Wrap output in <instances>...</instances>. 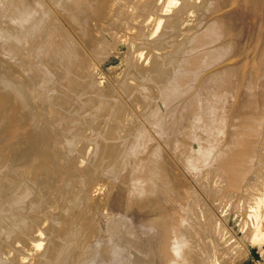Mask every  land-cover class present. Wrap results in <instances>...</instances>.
<instances>
[{"label": "bare ground", "instance_id": "bare-ground-1", "mask_svg": "<svg viewBox=\"0 0 264 264\" xmlns=\"http://www.w3.org/2000/svg\"><path fill=\"white\" fill-rule=\"evenodd\" d=\"M173 4H176L175 0H0V148L3 145L5 148L1 149L5 150L1 154L9 156V161L15 159V162L23 163L26 170L37 177L31 184L36 185L37 182L39 187L45 186L46 189V184L55 177H61L63 170L69 174L67 168L75 167L76 163L80 167L79 164L82 166L85 160L89 161L87 154L92 148L87 150L85 143V146L83 144L80 147L82 138L87 143H94L98 160L95 164L90 163V166L84 165L85 168L81 167V170L76 167V172L80 173L77 172V178L80 181L79 175L82 174L84 189L87 190L85 192L87 195V192L90 193L88 196L96 208L94 205L92 207L98 209L96 215L93 209L87 208L93 211L94 218L97 216L92 222L89 219L87 226L91 224V228H88L95 227L96 231L102 232L97 235L105 234L112 244L107 247V241L103 242L104 245L107 244V248L101 246L103 249H99V252L100 246L96 248V245L100 243L94 239L98 236H90L92 241L95 240L92 242L95 248L90 249L91 254L88 255L91 247L86 246L85 251L82 250V256H76L74 250L77 248H73L75 239L78 242L77 232L75 239L69 235L74 242L71 239L58 245V232L55 230L60 226L56 223L59 226H55L56 237L55 234L50 237H55L57 243L52 242L55 239H49L47 235L50 242L46 243L47 247L44 244L43 247L46 248H43V240L46 238L43 237L42 232L45 231H41L40 225L44 223V218L47 222L48 218L51 220L56 210H51L55 211L51 217V214H48V218L41 215L43 219L38 218L41 221L38 224L40 221L35 219L37 217H26L31 212L29 209L26 210L30 211L28 213L24 209L23 212L27 214L22 212L25 215L22 218L21 211L25 205L21 208L19 203L18 207L22 210L19 209L20 214L17 210L18 214L15 215H21V221L25 219L23 226L29 231L21 228L25 235H17L20 231L15 234L10 230L15 229L12 228L15 226L9 225L16 218L13 217V212L8 211L13 203L11 202L8 209L5 208L7 204H4V209L14 219L10 220L9 216V224L2 222L10 227L5 226V230L1 221L6 214L3 213L5 215L2 217L1 211L0 225L4 230L0 227V231L4 233L5 237L1 235L3 238L12 236L13 243L3 242L0 236V264H95L99 258H103L101 260L105 264H233L232 261L239 254L235 252L242 249L239 244L243 241H233L230 236L231 241L230 237H226V234L229 236L228 232L226 233L217 216L220 214L222 217L223 211H227L223 209L226 204L231 205L232 210L235 208L237 213L239 211V214L247 216L264 196V0H180L177 6ZM189 13L194 14L193 24L186 28L180 26L181 19L185 21ZM155 32H158L157 35ZM78 37L83 47L79 44ZM120 40L128 44V54H125L128 67L120 82L123 90L117 97V92L105 89L107 95L105 90L101 92L98 89V84L94 85L96 81H91L90 56L108 46L112 48L111 44ZM144 47H147L146 58L143 56ZM108 49L110 48L106 50ZM88 51L92 52H89L90 56ZM54 66L60 68V77L56 75V81L50 70ZM60 72L64 74L60 75ZM49 75L56 84L50 96V93L46 94L47 88H51L48 84L46 92L42 89L45 78L49 82ZM114 94V98H122L125 104L130 100L140 117H136L137 113H132L134 117L127 114L129 111L120 100L118 107L111 108L114 100H111V96ZM84 95L89 96L87 99L91 96L93 99H90L95 103L89 100L90 104L87 105L88 100L85 102L84 97L83 103L93 107L89 112L95 119L92 122L93 118L90 115L88 117H91V125L94 123L96 126H93L98 128H94L98 133L96 136H99L95 137L96 140L89 136L91 133L86 134L89 131L88 125L87 129L84 126L85 121L82 120L85 122L83 126V122L81 124L83 129H77L80 127V117L76 115V119H79L78 126H72L75 118L71 116L73 120L69 121L70 114L65 112L69 114L68 117L67 114L63 115L64 110L70 107V104L65 107L67 100H76L80 105L79 97ZM84 104L81 103L82 106ZM87 109L85 110L88 111ZM103 110H106L107 116H100L99 121L98 113ZM88 117L85 116L87 123ZM70 122L78 131L73 132V128H69ZM99 122H102L101 126ZM90 128L93 129L91 126ZM92 129L90 132L97 134ZM66 134L71 135V138H66ZM82 151L85 152L82 153L83 157H87L84 161ZM74 152L79 156L74 155ZM4 156L0 158V164L8 159H4ZM76 157H80L78 161L81 162L78 163ZM16 166L10 168L14 171ZM21 167L20 165L19 169ZM96 167L101 170L102 173L99 174L102 175H97L99 171ZM93 169L97 172L93 173ZM0 171V175L3 174ZM18 171L20 172L17 168V172L13 174ZM71 175L73 173L70 177L74 178ZM14 177L17 178V174ZM14 177H8L9 181H14L11 180ZM6 178L4 180L8 179ZM31 179L32 177L29 180ZM67 179L64 180L70 183L71 179ZM74 180L76 181V177ZM78 180L76 186L73 184L76 193ZM57 181L54 180L55 184L52 182L53 186L60 184L62 178ZM67 182L65 184L69 186ZM4 183H1L3 185L0 188L7 195L11 190ZM72 186L70 184L65 191H73ZM60 188H57L59 192L56 190L58 194L61 193ZM81 188L79 189L82 190ZM46 192L49 194L51 191ZM56 192L54 190L52 194ZM85 192L82 190L77 194ZM10 193L7 196L13 197ZM18 194L16 193L20 197L27 193ZM43 195H39L42 198L39 197L38 201L45 199ZM87 195H84L85 199ZM24 196L23 200L18 198L23 204L31 197L26 196L24 199ZM63 196L64 199L68 198V195L66 198ZM58 197L57 195L55 202L53 200L55 204L60 199ZM72 197L82 198L79 195ZM16 198L15 202L18 204ZM35 198L33 200L37 206L33 205L35 203L32 200L30 202L33 206L30 203L28 206L32 210L36 206V211L43 213L41 203ZM0 199L2 200L1 197ZM90 199L89 204L87 203L89 206L92 205ZM7 201L9 200L6 203ZM73 201L74 204L77 202ZM15 202L12 206L16 205ZM46 202L48 206L51 204L50 199ZM206 202L211 203L215 209L209 208L210 204L208 206ZM38 204L40 209L37 208ZM43 204L45 209L47 206ZM63 204L65 203L60 205ZM79 205L77 211L80 210ZM52 207L49 206L48 213H51ZM16 208H13L15 212ZM58 208L61 210L60 206ZM71 210L68 209V212ZM74 211L75 209L71 213H78V216L83 212ZM60 212L58 216L61 217ZM85 212L88 213L87 210ZM215 212L218 213L217 216ZM91 214L87 216L92 218ZM30 215L33 216L34 212ZM70 215L73 217L75 214ZM81 216V224L85 226ZM77 218H74L75 222L78 221ZM53 219L52 224L58 222H52ZM62 221L61 224L64 222ZM21 224L19 222L18 225ZM74 225L76 224L73 223L72 230L75 229ZM46 226L48 225L45 228ZM88 228L85 229L89 231ZM69 231L67 229L64 232H72ZM78 232L80 234V230ZM59 233L58 237L62 234ZM89 233L93 235V231L86 234ZM73 235L75 236L74 233ZM105 236L103 239L106 240ZM67 237L68 240L70 237ZM244 237L245 242L259 243L257 233L251 227L245 231ZM87 238L84 237L83 240L88 242ZM7 239L10 240L11 237ZM103 239H99V242L104 241ZM83 240L79 238L80 242ZM90 242L91 240L88 243ZM81 244L77 247L80 248ZM42 248L43 252L40 251ZM94 249L98 251L95 250L97 254L93 252ZM8 254H13V259ZM91 255H96L93 260Z\"/></svg>", "mask_w": 264, "mask_h": 264}, {"label": "rangeland", "instance_id": "rangeland-1", "mask_svg": "<svg viewBox=\"0 0 264 264\" xmlns=\"http://www.w3.org/2000/svg\"><path fill=\"white\" fill-rule=\"evenodd\" d=\"M175 1H176V4H173V5H176V6H177V5L179 4L180 0H175ZM192 13H193V12H192ZM192 13L187 14V17H188V18H186L185 21H184L183 19H181V22H180L179 25L182 26V27H185V28L188 27V26H191L190 24H193V22H194V19H193L194 16H192V15H194V14H192ZM192 20H193V21H192ZM180 26H179V27H180ZM155 33H156V32H155ZM157 33H158V32H157ZM157 33H156L155 35H157ZM76 38H77V36H76ZM79 38H80V37H78L79 44L83 47V43H80L81 40H79ZM78 41H77V42H78ZM81 42H82V41H81ZM114 44H115V43H113V45L111 44V46H113L112 48H111L110 46H108V47L110 48V49H108V50H106L108 47H106V49L103 48V49L105 50L104 52L101 51V50H103V49H101L100 51H98L97 53H94V54H93L92 52H90V51L87 52L88 54H89V52H90V54L92 53L91 55L94 56V57L90 56V54H89V55L87 54V55L90 56V58H91V64H92V72H91V73H92V77H91V79H93V80H91V81H93V82L96 81V82L94 83V85H95V84H96V85L98 84L99 87H98V86H96V87H98V89L100 88L99 90H101V92H103V90H105V89H106V90H109V89H110L111 91L117 92V93H118V94H117V97H118V96H120V92L123 90L122 87H121L122 84H121L120 82H121V79H122V77L124 76V73L126 72L127 67H128V66H127V63H128V62H127V58H126V55L128 54V52H127L128 44H127L125 41H123V40H120L118 43L115 44V46H114ZM114 50H115L116 52H115ZM144 50H145V51H144L145 54L143 53V54H144L143 56L146 58V56H147V54H146L147 47H146V48L144 47ZM99 52H100V53H99ZM102 52H103V53H102ZM117 53H118V54H117ZM125 54H126V55H125ZM145 58H142V59H145ZM125 59H126V60H125ZM54 69H55V70H54ZM57 69H58V70H57ZM59 69H60V68H58V67H56V66H54L53 69L50 68V70H51V76L54 75V76H55V78H54L55 80L53 79L54 76L51 77V76L49 75V77H50V78H48L49 82L46 80L47 78H45V80L43 81V84H42V82L39 83V84L44 85L43 88H42V85H39V88H40V86H41V88L44 89V90H43L44 92H46V89H45V88H47V87H46L47 84L51 87V88H49V87L47 88V91H48V92H46V94H47V93H50L51 91H53V90L55 89V85H56V84H55L54 81H56V79L58 80V78H56V75H57V77L59 76ZM53 70H54V72H53ZM55 71H56V73H55ZM63 71H64V70H63ZM52 73H54V74L52 75ZM57 73H58V74H57ZM62 74H64V73H63V72H60V75H62ZM59 77H60V76H59ZM51 80H54V81H51ZM45 81H47V82H45ZM51 82H52V83H51ZM93 82H92V83H93ZM53 83H54V84H53ZM90 84H91V83H90ZM52 85H53V88H52ZM52 89H53V90H52ZM106 90H105V92H104L105 94H107V93H106ZM44 92H43V93H44ZM51 94H52V93H50L49 96H50ZM102 94H103V93H102ZM112 94H113V93H112ZM107 95H108V94H107ZM107 95H106V96H107ZM46 96H47V95H46ZM114 96L116 97V94H114V95L111 96V97H112L111 100L114 98ZM84 97L86 98V97H89V96H85V95H84V96H82V97H79V99L81 98V100L79 101V102H80V105H81V103H82V105L84 104V103H83L84 100H85ZM90 98L93 99L91 96H90ZM90 98H88V99L86 98V101H85V102H87V100H88V102H89V100H90L91 102L93 101V104H95V103H94V100H91ZM108 98H109V97H108ZM82 100H83V101H82ZM114 100H115V101H114ZM114 100L112 101L113 104H112V103L110 102V100H109V102L111 103V105H110V103H109V105H110L111 108L118 107V104H120L119 100L121 101V103L123 102L122 98H119V99H118V98H117V99L114 98ZM117 100H118V102H117ZM74 101H75V102H74ZM74 101H73V100H72V101H70V100H69V101H68V100L66 101V105H65V107H66L67 105L70 104V105H69V106H70V107H69L70 111H69V109H65V110H64V113H63V115L65 114V116H66L67 113L70 114V115L67 114V117H68V115H69V118H68V119H70L69 121H72V120H73V119L71 118V116H73V118H75L74 120H75L76 122H74V120H73V121H72V122H73V125H72L71 122H70V123H69V124H70L69 126H71V125H72V126L77 125V122L81 121V122H79V124H78V125H80V127L77 125V126H78L77 129H78V128H82V129H83V127H81V124H82L83 121H85L86 123L83 122L82 126L84 125V123H85V125H84L85 128H86L87 125H88V129H87V128H86V129L89 131V133H86V134H90V133H91L92 135L90 134L89 136H92L93 139L96 140L97 138H95V137H99V136H96V135H98V133H97L98 128L96 127L97 130H95L96 128L93 126L94 123L91 125V121L93 122V120L95 119V117H93V115H91V113H90V112H91V108H93V107L91 106V108H90V107L86 106L85 104H84V106H86V107H84V106H82V105L80 106L79 103H78V101H77V102H76V100H74ZM88 102L86 103L87 105L90 104V102H89V103H88ZM67 103H68V104H67ZM73 103H74V104H77V103H78V104H77V105H74ZM117 103H118V104H117ZM123 103H124V102H123ZM129 103H130V100L128 101V103H126V104L124 103V105L127 107V112L129 111V113H127V112H126V113H127V114H130V116L133 115V117H134V116L136 115V113H137V112H135L136 108H135V106H133L132 103H130V104H132V105H129ZM71 104H73V105H71ZM127 104H128L129 107L127 106ZM109 105H107V106H109ZM112 105H114V106H112ZM67 107H68V106H67ZM71 107H73V108H71ZM78 107H80V108H78ZM82 107H84L85 109L88 108V109H87L88 111H86L84 108H83L84 110H82ZM128 108H129V109H128ZM89 109H90V112H89ZM73 110H74V111H73ZM76 110H77L78 113L76 112ZM78 110H79V111H78ZM72 111L74 112L75 115L73 114ZM84 111H86V112H84ZM105 111H106V110H103V112H104L106 115H105L103 112L98 113L99 115L97 114V115H98V117H97L98 120H99V117L102 116V115H103V116H107V113H106ZM65 112H67V113H65ZM70 112H72V114H71ZM79 112H80V113H79ZM87 112L90 113V114H86ZM76 113H77V114H76ZM84 113H85V114H84ZM132 113H134L135 115L132 114ZM78 114H79V115H78ZM80 114H82V116H84V117H82ZM92 114H93V113H92ZM131 114H132V115H131ZM76 115H77V117H80V118H79L80 120H79V119H76V118H77ZM89 115L93 118L91 121H90V118H91V117H88ZM139 115H140V114L137 113V116H136V117H138ZM74 116H75V117H74ZM85 116L88 117V123H89V121H90V123H89L90 125L87 123V119H85ZM81 117L84 118V119H81ZM139 117H140V116H139ZM97 118H96V119H97ZM106 118H107V117H106ZM100 119H101V118H100ZM130 119H131V118H130ZM137 119H138V118H137ZM77 120H79V121H77ZM82 120H83V121H82ZM95 121H97V120H95ZM99 121H100V120H99ZM97 122H98V121H97ZM95 123H96V122H95ZM99 123H100V122H99ZM99 123H98L97 125H99ZM101 124H102V122L100 123V126H101ZM94 125L96 126V124H94ZM72 126L69 127V128H70V129L73 128V132H74V130H76V128H75L76 126H75V127H72ZM90 126L93 127V129L90 128ZM100 126H98L99 129H100ZM67 127H68V126H67ZM89 128H90V129H89ZM94 128H95V129H94ZM86 129H84V130H86ZM91 129H92V130H95V133H97V134H94L93 131L90 132ZM78 130H79V129H78ZM78 130H76V131H78ZM100 130H101V129H100ZM88 131H87V132H88ZM85 132H86V131H85ZM71 133H72V131H71ZM93 135H95V136H93ZM69 136H70V137H69ZM65 137H66V138H68V137L71 138V135L66 134ZM92 137H89V138H91L90 140H93ZM80 140H81V139H80ZM83 140H84V141H83ZM85 141H86V139L82 138V140H81V142H80V144H81L80 147L83 146V144L85 143V144H87V146H88V147H87V146L85 147L87 150H88L89 148H92V149H89L90 151H89L88 154H87V151L84 150V151L86 152V154H87V157H90V158H87V157H85V156H84V157H85V158H84L83 155H82V153H85V152H83V151L81 152V157H82V160H83V161H84L86 158L89 159V161L92 160L91 162H89L88 160H85V161H86V162H84L85 164L83 163L85 166H87V164H88V166H90V165L93 164L94 162L96 163L98 159H97V157L95 156V151H94V150H95V146H94L95 144L92 143V142L87 143V142H85ZM82 142H83V143H82ZM85 144H84V146H85ZM89 144H90L91 147L89 146ZM91 144H93V145H91ZM3 147H4V145L2 146V148H0V158L3 157V156L5 155V154H3V155L1 154V153H5V152H4L5 150H4V151H1V149H5V148H3ZM81 149H83V148H81ZM91 150H92V151H91ZM76 153H77V152H74L73 154L76 155V156H77V155L79 156V154H78V153L76 154ZM90 153H91V155H90ZM92 153H93L94 156L92 155ZM73 154H72V155H73ZM74 155H73V156H74ZM89 155H90V156H89ZM6 157H7L8 159H7ZM74 157H75V156H74ZM94 157H95L96 161H95V159L93 160ZM10 158H11V157H10ZM76 158H77L76 161H78V159H79L80 157H79V158L76 157ZM91 158H92V159H91ZM4 159H7L8 161L5 160V161H6V162H5ZM4 159H2V161H4V163H6V165L3 166L2 164H4V163H1V164H0V165H2V166L4 167V168L2 169V167L0 166V167H1L0 170L3 171V174H1L0 176L4 177V179H5L6 176H8L9 178H10V177L12 178V175H13V177H14V176H16V174H17V178L14 177V179H11V180H14V181H9V178H8V177H7L8 179L6 178L7 180H4V179L1 177V178H0V182H1V183H4L3 181H6V183H4V185H5L6 187H8V185H9L10 187H8V189H10L12 192H15V193H12L11 191L8 190V191H9L8 193L11 192L10 194H12L13 197L16 196L17 198H16V197H14V198H13V197H9V196H11V195L7 196L8 193H7V195H4V192L2 193V190H3V189L1 190L2 187L0 188V194H1L0 197L2 198V200L0 199V200H1V201H0V207L3 208V209H0V218L4 217L5 214H6L5 217L8 216V218L5 219V217H4V218H2L3 220L1 219L2 221L0 220V221H1V224H2V222H6L7 224L11 223V224H9V225H11V227L14 225L15 227H12V228H15V229H10V227L7 226V225L4 224V223H3L2 225H3L4 227L6 226V227L9 228L10 230H12V232H15V234L18 233V232L20 231L19 234H17V235H20L21 233H22V235H23V234L25 235L24 231H22V229H23V230L26 229V228H24V226H23V225H24L23 222L25 221V219L21 221V219L23 218V216H25L24 214H27L28 212H30L29 210H31V212H32V211L34 212V215H33V216L30 215V214H33V212H32V213L30 212V213L27 214V216H26L27 218H29V216H31L32 219H34L35 217H37V218H35V219H38V218H39L40 220H42V219H43L44 217H46V216H47L46 218H48V214H51V215H49V217H51V216H52V213L55 212V211H51V210H54V209H55V210H56V212H55V216L53 215V216L51 217V220H52L53 217H54V219H53L52 222H55V221H58V222H55V223L52 224L50 218H48V219H49L48 222H47V220L44 218V220H43L44 223H42V224H43V225H44V224H45V225L47 224L48 226H46V228H45V225H44V226H43L42 224L40 225V228L42 229L41 231H45V233L42 232V233H43V237L46 238V239L43 240V245H42V247L45 246L46 243H49V242H50V241L48 242V240H47L48 236H49V237H50V236H53L56 232H58V233L61 232L62 234H64V233L67 231V229H68V231H69V230L72 231V232L74 231L73 233L75 234V236H74L73 233L70 232V231H69V232H70L69 234L65 233V235H62V234H61V236L64 237V238L66 239L67 235H68L67 238L70 237L69 235H71V237H73V238H74V237L76 238L77 235H78V238H77L78 242H76V239H75V238H74V239H75V242H74V239L71 238V237L69 238L70 240H69V239H68V240H67V239H66V240H63L64 238H62L61 236L58 237V235H60V233H59V234L56 233V234H57V238H59V240H58V242H59L58 245H62V244H63V241H64V243H66V242H68V241H71V239H73V242L75 243L73 249H75V247H76L77 250H78V252L76 253L77 250L75 249V250H74L75 253H74V252H73V249H71V251H72V252H71L72 254L70 253L71 255H73V253H74V254H76V256H80V255L82 256V250L85 251L84 248H86V246H87V247H89V246L91 247V248H89V250H88V251H89V252H88V255H90V254H91V253H90V251H91L90 249L95 248V246L93 245L94 243L92 244V242H94L95 240L92 241L93 238H90V236H98L97 233H98L99 231H98V230L96 231V230H95V227H94V229H89V228H91V227H90L91 224L88 225L89 228H88L87 224H88L89 219L91 220V222H92L93 219L96 220L97 216H95V218H94V215H93V214L96 213V215H98V212H96V211H98V209L95 210V208H96V207H95V204H93V201H92V200L90 199V197L88 196V195H90V193L87 192V193H88V195H87L86 192H85L86 188L84 189V181H83L82 176H81L82 174L79 175V176L81 177V178H80V179H81L80 181H79L78 178H77V177H78L77 175H78L79 171H77L78 173L76 172V167L78 166V164L76 163V161H75V163H76V164H75V167L72 166V168H71V167L67 168V169H69V170H67L68 172H70L69 174H67L66 170H63V171L65 172V174H64V172L62 171L63 174H61L62 176L60 175L61 177L58 176V177L60 178L58 181H57L58 177H57V179H56V177L54 178V180L57 181V182H59V181L61 180V178H62V182H61L60 184L57 183L55 186H53V184H55V182H54V180H53V181L51 180L50 183L52 184V182H53V184H52L53 187H52L51 184L49 183V184H46L47 187H46V189H45V188H44L45 186H44V187L42 186V187H43V188H42L41 185H40V187H39V183H37L36 181H35V182H36V185H38V186H36V185H32L33 182H34V180H35L37 177H36V178L34 177V173H33V176H32V174H31L32 172L27 171V170H26L27 167H26L25 165H22L23 163H21V162L19 163L18 161L15 162V159H14V161H13V159H12L11 161H9L10 159H9V156H7V155L4 156ZM0 161H1V159H0ZM83 161H82V162H83ZM8 162H9V163H8ZM79 162H81V160L78 161V163H79ZM92 162H93V163H92ZM7 163H8V165H7ZM90 163H91V164H90ZM95 163H94V164H95ZM89 164H90V165H89ZM9 165H11V166H13V167L17 165L16 167L18 168V170H20V172L18 171L19 174H18V173H16V174L14 173V174H13V172H15V171L17 172V168L15 167L16 170L14 169V171H13V170H12L13 168H10L11 166H9ZM20 165H21L22 167L24 166L25 169H24V167H23V169H22V167L19 169ZM84 165L81 166V164H79L80 167H77V170H78V168H79V170H81L82 168L84 169V168H85ZM6 166H8L11 170H10L8 167H6ZM18 166H19V167H18ZM5 167H6V168H5ZM81 167H82V168H81ZM8 169H9V170H8ZM72 169H73V171H75V172H73ZM4 170H6V171H5V175H4ZM23 170H24L25 172H24ZM70 170H71V171H70ZM93 170L95 171V169H93ZM93 170H91V172H92ZM96 170L99 171V172H97V171L94 172V171H93V173H96V172H97V175H99V176L102 175V174H99V173H102V172H100L101 170H99V168L96 167ZM7 171H8V172H9V171H11V172L13 171V172H12V174H11V173H8ZM27 172H29L30 174H27ZM0 173H1V171H0ZM7 173H8V174H7ZM24 173H26V174H24ZM72 173H73V175H71V176H73L74 178L70 177V174H72ZM75 173H77V174L74 176ZM9 174H11V175L9 176ZM20 174H21V175H20ZM79 174H80V173H79ZM18 175H20L22 178H21V177L19 178ZM26 175H28V176H26ZM35 175H36V174H35ZM66 175H68V176H66ZM64 176H65V177H64ZM103 176H104V175H103ZM31 177H32V179H31L32 181L29 180ZM33 177H34V178H33ZM66 177L69 178V180L71 179V182H70V183H69V181L67 182L68 179H67ZM75 177H76V181L74 180ZM15 178H16V179H15ZM26 178H27V179H26ZM1 179H2V180H1ZM19 179H21V180H20L21 182H19ZM25 179H26V180H25ZM33 179H34V180H33ZM64 179H67V180H64ZM15 180H17V181H15ZM22 180H23V181H22ZM27 180L30 181V182H28ZM77 180H78V182H79V183H77V187H78V184H79V187L76 188L77 193H79L80 191L84 190L85 194L82 193L83 195H82V194H77V193L74 191V190H75V186H76L75 183L77 182ZM82 181H83V182H82ZM8 182H10V183H14V185H13V184H10V183H8ZM15 182H18V184L15 183ZM24 182H25V184L23 185ZM63 182H64V183H63ZM65 182L69 183V186H70V184H71V186H72L73 184L75 185V186L73 185V186L71 187V189L73 188L72 190H73L74 193H76V194H74V193L72 194L73 191H70V192H69L68 189H67L68 193L65 191L66 188H69V186H67L68 184H65ZM80 182H82V183H80ZM1 183H0V184H1ZM19 183H20L21 185H23V186L21 187L22 190H20V186H21V185L19 186ZM31 183H32V184H31ZM6 184H8V185H6ZM15 184H16V187H15ZM61 184L66 185V186H64L65 188L62 187L63 185H61ZM82 184H83V185H82ZM2 185H3V184H1L0 186H2ZM17 185H18L19 187H17ZM25 185L29 186V188H28L27 186H25ZM48 185H50V186H48ZM58 185H59V186H58ZM5 186H3V188H5ZM12 186H14L16 189H15L14 187H12ZM33 186H34L35 188H37V190H40V189H41V190L38 192L35 188H34V189L32 188ZM60 186H61L62 188H60ZM80 186H83V188H81ZM85 186H86V185H85ZM24 187H25V189H23ZM38 187H39L40 189H39ZM51 187H52V188H51ZM11 188H12L13 190H12ZM18 188H19V189H18ZM50 188H51L53 191H52ZM57 188L62 189V190H61V193H59L60 195H61V194H62V195H65V198H66V195H68V198L64 199V196H63V197H62V195L60 196V195L58 194L59 191H58ZM63 188H64V189H63ZM79 188H81L82 190H80ZM14 189H15V190H14ZM17 189L20 191V194H18L19 191H18ZM30 189H31V191H29ZM23 190H24V191H23ZM32 190H33V192H32ZM34 190H35L36 192H35ZM48 190L51 191L50 193H51L52 197H50V196H51L50 193L48 194V192H46V191H48ZM54 190H55V192H56V190H57L58 192H56L57 194L54 193V195H53L52 192H54ZM69 190H70V189H69ZM79 190H80V191H79ZM4 191L7 192V189L5 188ZM41 191H42V192H41ZM63 191H64V192H63ZM86 191H87V190H86ZM22 192H23V193L26 192V193H27V194H25L26 196L28 195V192H30V193L32 192V193H33V195H32V193H31V195H32L33 197H32L31 195H28V196H31V197L27 198V199L24 201V202H25L24 204H23L22 201H21V200H23V197H22V196H24V194H22ZM40 192H41V193H40ZM45 192H46V193H45ZM65 192H66L67 194H64ZM16 193H17L18 195H21V194H22V195L20 196L22 199H21L19 196H17ZM30 193H29V194H30ZM35 193H36V194H35ZM38 193H39V195H40V194H41V195H43V194L46 195V196L43 195V196L45 197V199H43V200L41 199L43 202H42L41 200L38 201L40 198H42V196H39ZM42 193H43V194H42ZM69 193H70V194H69ZM14 194H15V195H14ZM2 195H3V196H2ZM48 195H50V196H48ZM55 195H56V196H55ZM57 195L59 196L58 199L60 198L59 200H57L58 203H59V201H60L59 205H57V204H58L57 202H56L57 204L54 203V202L56 201V199H57V198H56ZM72 195H73V196H74V195H76V196H78V195H79V196H82L81 199H84V200H81L80 197H77L76 199H74L75 197H72ZM84 195H87L86 199H85V196H84ZM6 196H7V197H6ZM26 196H24V199L26 198ZM28 196H27V197H28ZM36 196H37V197H36ZM53 196H55V197H53ZM83 196H84V197H83ZM3 197H4V199H3ZM5 197H6V199H5ZM35 197H36V198H35ZM39 197H40V198H39ZM44 197H43V198H44ZM49 197H50V198H49ZM61 197H62V198H61ZM69 197H72V198L70 199ZM88 197H89L90 201L92 202V205H91V203H90L91 206L88 205V204H89V201H88L89 199H88ZM11 198H12L13 201L10 200ZM15 198H16V200H17L18 198L21 199V200H20L21 202H20L19 199H18V200H17V203H18V204H16V202H15ZM33 198H35V199L38 201V203H39V202L41 203V205L38 204V207H37V208L40 209V207H39V205H40V206H41V209H42V212H43L44 214L41 213V212H39L40 210H38V209H37L38 211H36V208H35V207L37 206V204H36L35 200H33ZM38 198H39V199H38ZM46 198H48L47 200L50 199V202H49V203H51V204H49V206H53L52 208H50V212H51V213H48V212H49V206L47 205V202H46L47 200H46ZM54 198H55V199H54ZM51 199H52V200H51ZM69 199H70L71 201H70ZM73 199H74V201H73ZM3 200H4V202H3ZM6 200H9L10 202L7 201V203H6ZM27 200H28V202H27L28 204L26 203ZM31 200H32V201H31ZM44 200H46V201H45L46 204H43V203H45ZM53 200H54V202H53ZM61 200H63V202H61ZM64 200H65V202H64ZM66 200H68V201H66ZM79 200H80V201H79ZM85 200H87V202H86ZM30 201H31L32 203H33V202L35 203V204H33V205H36V206H34L33 210H32V207H31V206H28L29 203H30V205H32V203H31ZM69 201L71 202L72 205L74 204V203H72V201H73V202L77 201V202H75V204H74V206H76V207L72 206V208H70V207H71V204H70ZM81 201H82V202H81ZM83 201H85V202H83ZM1 202H2V203H1ZM11 202H13V203L15 202L16 205H14V206H16L18 209H17L16 207L12 206L13 203H11ZM68 202H69L70 205L67 204ZM79 202L81 203V205H79V204H80ZM10 203H11V204H10ZM19 203H21V208L23 207L22 205H25V206H24L25 208H23V210L20 209V207H18V206H20ZM61 203H65V204H67L68 207L66 208L67 205H65V204H63L65 207H64L63 205H60ZM76 203H77V204L79 203L78 205L80 206V210H81V208H83V209L85 208L84 210H83V209L81 210V211L84 212V214H83V212H81L80 210H79V211H80L81 213H79V216H78V213H71V211L73 212L74 209H75L74 212L77 211L76 209H79V208H78V205H77ZM82 203H83V204H82ZM84 203H85V204H84ZM87 203H88V204H87ZM1 204H2V205H1ZM4 204H7V205L5 206L6 209H8L7 206H10V205H11V206L9 207L8 211L11 212V213L13 212V214H14L13 217H14V218L16 217L15 213H17V210H18V213H19V214H20L19 211L22 210V211H21L22 218H21V215H20V216H18V217L15 218V221H16V222L14 221L15 223H14L13 221H11V222L8 223L9 218H10V217L12 218V216H11V214H9V212H8L7 210L4 209ZM9 204H10V205H9ZM26 204H27V205H26ZM42 204H43L44 206L46 205V206L48 207V208L46 207V208L48 209V211H47L46 208L44 209V207H42ZM53 204H54V205H53ZM206 204H207L208 206H209V204H210L209 208H210V207H213V205H212L211 203H207V202H206ZM33 205H32V206H33ZM56 205H57L58 207L60 206L61 210H60L58 207H56ZM93 205H94L95 208L92 207ZM26 206H28V207H26ZM54 206H55V208H54ZM82 206H83V207H82ZM85 206H86V207H85ZM223 206H224V205H223ZM223 206H222V207H223ZM228 206H229V205L226 204V208H227V209L225 208V206L223 207V209H225V210H227V211H223L224 214H222V217L219 216L220 214L218 215V213L215 212V215H216V216L218 215L217 217H218L219 219H221V223H222V225H224V227H225V229H226V233L228 232V235H229V236H227V234H226V237H230V236H232L233 238L230 237V240H231V238H232V239H234L233 241H235V240L240 241V242L243 241L242 243H244V242H245V241H244V239H245V237H244L245 231H246L248 228L251 227L252 230H255V232L257 233V237H258V241H259L258 244H257V243L255 244V243H252V242H250V243H249V242H245L244 244L247 245V246H245L244 244L240 243L239 246L241 245V248H242L243 250H242L241 248H239V249H241V250H240V251L238 250L239 252L237 251V252H235V253H237V254L239 253L238 255L241 256V257H239L238 255H236L235 260L232 261L233 264H264V256H263V255H264V196L262 197L261 200H259L258 203H256L255 206H253V208L251 209V213H250L249 215H247V216H244V215L239 214V211H238V213H237V212L234 210L235 208L233 209V210H234V211H233V210L231 209V207H232L231 205H230L231 207L229 206L230 209H228ZM11 207H13L14 209L16 208V212H15V210H14L13 208L11 209ZM29 207H31V209H30ZM73 207H74V208H73ZM88 207H90L89 210L93 209V210H94V213H92L93 211H92V212L89 211V210L87 209ZM64 208H65L66 210H64ZM213 208H214V207H213ZM213 208H211V209H213ZM19 209H20V210H19ZM24 209H25V211H26L27 209H29V210H28V212L26 211L27 213H24V212H25ZM68 209H70V210L72 209V210L68 212ZM214 209H215V208H214ZM10 210H12V211H10ZM57 210H58L59 212L63 210V212H60V214H62L63 217H62V215H61V217L58 216V215H59V212H58ZM85 210H87L88 213L85 212ZM229 210H231V212H230ZM1 211H2V214L5 213V214H3V216L1 215ZM4 211H5V212H4ZM6 211L8 212L9 215L6 213ZM23 211H24V212H23ZM35 211H36V212H35ZM45 211H46V214H45ZM79 211H77V212H79ZM213 211H216V210H213ZM22 212H23L24 214H22ZM37 212H38V214L36 215ZM57 212H58V214H57ZM89 212H90V213H89ZM228 212H230L229 215H228ZM18 213H17V214H18ZM39 213H40V216L38 217ZM64 213H65V215H64ZM66 213H69V214H66ZM85 213H86V214H85ZM91 213H92V214H91ZM233 213H234V214H233ZM236 213H237V214H236ZM56 214H57V216H56ZM70 214H75V215H73V217H72V215H70ZM76 214H77V217H79V220H78V218L76 217ZM88 214H89V215L91 214L92 218L89 217V216H87ZM235 214H236V215H235ZM28 215H29V216H28ZM41 215H43V218H42V219H41V217H42ZM69 215L71 216V218H70ZM81 215H82V216H81ZM234 215H235V216H234ZM1 216H2V217H1ZM9 216H10V217H9ZM66 216H68L69 218H68V217L66 218ZM74 216H75V217H74ZM80 216L82 217L81 220H82V222H84L85 226L83 225V223L81 224ZM83 216H84L85 218H83ZM31 217H30V219H31ZM59 217H60V219L63 218L62 220L66 223L65 225L63 224L64 222H63L62 220H61V221H62L63 223H62V224L60 223L61 221H60ZM88 217H89V218H88ZM220 217H221V218H220ZM11 218H10V220H13V219H14V218H12V219H11ZM20 218H21V219H20ZM27 218H26V219H27ZM64 218H65V219H64ZM74 218H75V220H76V218H77L78 221L75 222ZM4 219H5V220H4ZM16 219H17V220H16ZM18 219H19V221H18ZM39 219H38V220H39ZM58 219H59V220H58ZM70 219H71V220H70ZM83 219H85L86 221H85V220L83 221ZM87 219H88V220H87ZM40 220H39V221H40ZM45 220H46L47 223L45 222ZM66 220L69 221V222H66ZM39 221H37V222H39ZM49 221H50V222H49ZM17 222H18V224H19V222H20V224H21V223H22V224H21V225H18ZM77 222H78V223H77ZM79 222H80V223H79ZM40 223H41V221H40L38 224H40ZM49 223H51V225H50ZM56 223H57V224H56ZM68 223H69V224H68ZM70 223H71V224H70ZM73 223L76 224V225H74V226H75V229H74V230H72V228H73ZM89 223H90V222H89ZM93 223H94V222H93ZM12 224H13V225H12ZM38 224H37V225H38ZM55 224L60 226V228H58V229H60V230H58V229L55 230L56 227H59V226H56ZM52 225L54 226L53 229H52V227H53ZM61 225H62V227H61ZM67 225H68V226H67ZM70 225H72V227H71ZM79 225H80V227L83 226V227H82L83 229H85V228L87 227V228L89 229V231H88L87 229H85V230H87V232H90V230L93 231V235L91 234L92 232L89 233V235L86 234L87 232H85V230H83V229L81 230L80 227H77V228H76V226H79ZM243 225L245 226L244 228L242 227ZM3 226L0 225V227L2 228V231L4 230ZM38 226H39V225H38ZM42 226H43V227H42ZM55 226H56V227H55ZM65 226H67V228H65L64 230H62V228H64ZM6 227H5V230H6ZM17 227H20V228H17ZM47 227H48V228H47ZM49 227H50V230H49ZM69 227H70L71 229H69ZM84 227H85V228H84ZM21 228H22V229H21ZM43 228H44V230H43ZM16 229H17V230H16ZM46 229H47V231H46ZM51 229H52V231H51ZM76 229H77V230H76ZM0 230H1V229H0ZM26 230L29 231L28 229H26ZM26 230H25V232H26ZM48 230L50 231V233H49ZM54 230H55L56 232H55ZM79 230H80V234H79V232H78ZM16 231H17V232H16ZM53 231H54V232H53ZM64 231H65V232H64ZM46 232H47V234H46ZM76 232H77V235H76ZM81 232H82V234H81ZM84 232H85V236H84V237L87 238V237L89 236L88 238H90V239L87 238V240H88V242L91 240L90 243H91L92 246L90 245V243L85 242V241L83 240L84 237H83L82 235H84V234H83ZM100 232H101V231H100ZM100 232H99V234H100ZM0 233H1L0 236L4 234V233L1 232V231H0ZM51 233H52V235H49V234H51ZM71 233H72V234H71ZM95 233H96V234H95ZM101 233H102V232H101ZM15 234H13V235H15ZM26 234H28V232H26ZM44 234H45L46 236H47V235H48V236L46 237ZM56 234L54 235L55 237H56ZM72 235H73V236H72ZM101 235H103V236H101ZM101 235L98 236L97 238H99V239H103V237L105 236V234H101ZM3 236H4V235H3ZM80 236H82L83 238L80 237ZM86 236H87V237H86ZM1 237H2V236H1ZM1 237H0V238H1ZM4 237H5V236H4ZM10 237H11V239H10ZM10 237H7V238H9L10 240H8L7 238H3V237H2V238H3V242H9V241H10V244L13 243V242H11V241L13 240V239H12V236H10ZM55 237H54V238H53V237H50L49 239H52V238H53V239H55V240H52V242L55 241V243H57V240H56ZM100 237H101V238H100ZM105 237H107L106 240L103 239L104 241H101V240H100V242H99V239L94 238V239H96L95 242L100 243V244L95 243V245L98 244V246L96 245V248H98V247L100 246V248H98V251H99V249H100V250L103 249V247H101V246H104V247H105V246L107 245V244L104 245L105 243H103V242H106V241H107V243H108V246H107V247H110L109 244H111V242H110V240H108V236H105ZM2 238H1V240H2ZM60 238H62V239H61L62 242L60 241ZM79 238L82 239L83 242H82V241L80 242V241H79ZM6 239H7V240H6ZM109 239H110V238H109ZM87 240H86V241H87ZM97 240H98V241H97ZM65 241H66V242H65ZM231 241H232V240H231ZM77 243H78V244H77ZM80 243H82V244H83V243H86L87 245H82V244H81V247H83V248L81 249V247H80V248L77 247ZM8 244H9V243H8ZM44 244H45V245H44ZM88 244H89V245H88ZM101 244H103V245H101ZM111 245H112V244H111ZM9 246H10V245H9ZM11 246H13V245H11ZM47 246H48V245H46V247H47ZM243 246H244V247H243ZM46 247H43V248H46ZM107 247H105V248H107ZM43 248H42V250H40V251L43 252ZM79 249H80V251H79ZM11 250H12V248H11ZM95 250H96V249H94L93 252H95ZM98 251L96 250V252H98ZM80 252H81V253H80ZM86 252H87V251H86ZM93 252H92V253H93ZM96 252H95V253H96ZM99 252H101V251H99ZM11 253H12V252H11ZM11 253H10V254H11ZM79 253H80V254H79ZM89 253H90V254H89ZM95 253H93V254H95ZM261 253H262L263 255H261ZM77 254H78V255H77ZM96 254H97V253H96ZM8 255H9V254H8ZM12 255H13V254H12ZM12 255H9V256H12ZM88 255H87V258L89 259V256H88ZM81 256H80V257H81ZM83 256H84V253H83ZM91 256H92V255H91ZM95 256H96V255H95ZM95 256H94V255L92 256V260H93V258H94ZM101 257H103V256L101 255ZM37 258H39V256H38ZM239 258H240V259H239ZM12 259H13V256H12ZM90 259H91V257H90ZM101 259H103V258H99V260L97 259V261H96L95 264H99V263L103 262V260H101ZM100 260H101V262H99ZM236 260H237V261H236ZM12 261H13V263H17V262H15V260H12ZM98 262H99V263H98ZM92 263H93V262H92ZM106 263H107V262H106ZM103 264H105V262H103ZM231 264H232V263H231Z\"/></svg>", "mask_w": 264, "mask_h": 264}]
</instances>
